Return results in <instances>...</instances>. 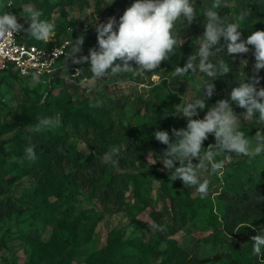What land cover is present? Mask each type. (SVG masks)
<instances>
[{
    "label": "rangeland",
    "instance_id": "obj_1",
    "mask_svg": "<svg viewBox=\"0 0 264 264\" xmlns=\"http://www.w3.org/2000/svg\"><path fill=\"white\" fill-rule=\"evenodd\" d=\"M100 1L102 3L98 8ZM133 2L134 0H82L74 6L71 5L70 0H14L16 7L13 9L18 17L22 8L27 6L42 10V19L53 22L56 26L55 36L50 41L54 47L68 46L71 39L75 40L83 34L85 43L81 54L87 55L88 50L95 47L97 43L91 40L88 33L90 28L97 23L106 22L111 16L118 19ZM6 4V0H0V13L8 11ZM222 5L228 9L226 13L229 20L238 22L236 21L238 14L236 0H226ZM197 12L201 15H198L191 24L193 28L190 30L179 34L181 23L177 22L175 26L176 35L184 40L182 46L188 45L192 49H196L193 46V40L201 36L204 31L200 21L203 12L202 10H197ZM20 23L27 27L23 18L20 19ZM183 23L188 25L186 21ZM70 28L73 29L72 32L69 31ZM221 43L223 44V40ZM182 46L177 47L176 53L182 50ZM233 61L241 71L234 83L243 79L244 75L249 78L253 75L255 59L251 51L242 55L234 54ZM245 61L246 63H244ZM78 68L82 69L80 66ZM165 71L166 68L163 67L162 62L155 72H146L135 78L105 76L96 81L89 78L85 86H81L80 81L77 80L78 77L72 76L73 73L67 74L53 84L49 101H54L64 87H70L72 91L76 92L73 100L76 109L100 100L102 104L94 107V115H98L103 110L108 111L114 119L123 125L125 130L133 133L160 114L158 109L161 110V107L164 106L161 103L164 97H158L155 89L161 85ZM173 73L167 78L168 90L169 93L176 96V124L185 128L187 120L178 114L180 104L198 96L202 80L208 78L199 72H189L183 77L174 76ZM258 75L260 83L257 87H264V69H261ZM0 81V160H5L6 166L8 163L20 160L10 154V146L5 142L15 135L16 130L13 127L18 121V110L23 104L28 103L24 89L27 87L32 91V98L37 94L43 97L47 85L41 81L22 79L13 72L1 75ZM213 83L215 92L212 97L206 100L208 107L200 111L199 116L194 118L202 119L208 108L214 105L217 100L230 99L231 90L220 89L216 80ZM200 95L203 97V91ZM232 107L238 116L245 111L234 103ZM35 119H38L37 115L31 113L28 117V123H30L28 130L34 129L32 126L35 124L31 123ZM253 123H255L254 120H241V131L245 133V129H250ZM58 129L69 135L68 146L71 155L77 157L81 162L90 157L92 149L88 138L77 136L76 128L73 125L67 129L60 126ZM254 135L255 133H253ZM214 143V136L209 135L203 146L207 148L209 144ZM252 144L255 147L254 140ZM262 154L263 152L260 155ZM226 155L224 153L219 155L224 164L217 173L201 172V179L208 178L210 180L208 193L203 197V202L209 208L201 210L197 219L174 238L178 241L179 246L191 257L198 259L200 264H239L238 258L245 251L248 253L249 264H261V258L253 254L251 237L258 233L264 234V226L256 219L257 215L264 212V193L250 192L245 198L242 197L238 205L234 207L235 228L232 235L226 232L223 227L227 207L233 201L225 188L236 183V171L231 166V162L237 163L247 158L231 154V159L227 160ZM259 167V171L264 173V162H261ZM126 174H137L143 176L144 179V196L149 207L139 216H134L129 210L130 206L137 204V200L133 193L134 185L131 182H126L125 179V182H122ZM114 176L118 180L113 202L107 201L104 190L92 197L90 192L69 181L65 185L63 193L58 196L51 195L42 202L40 211L46 215L48 221V224H45L35 216L31 199L27 195L28 190L37 185V179L31 175H24L20 171L7 173L5 168L0 166V208L2 203L11 205L6 211L0 210V264H31L32 257L38 253L40 243L49 249L50 244L57 240L61 244L59 249L63 250L64 244L72 239L66 228H63L65 219L73 223L78 222L80 227H85L88 222H96L95 233L88 245L82 248L71 246L63 251L71 264H86L93 252L104 248L110 241L148 243L156 239L160 235V231L152 229L150 225L155 223L165 228L173 220L171 202L164 197L161 190L163 182L158 176H165L169 180V186L174 196L186 190L193 198L199 197L195 187L184 186L179 179L171 181L168 170L164 168L155 153H149L146 159L138 163L136 167L117 168L113 175L108 173L105 175L103 183L111 182ZM237 185L239 186V183ZM155 217L159 218L154 220ZM28 238L35 239L37 243H29ZM165 248L166 244H163L158 252L143 257L145 264H161ZM126 252L129 255L138 254L132 247H126ZM262 253H264L263 250Z\"/></svg>",
    "mask_w": 264,
    "mask_h": 264
},
{
    "label": "clouds",
    "instance_id": "obj_2",
    "mask_svg": "<svg viewBox=\"0 0 264 264\" xmlns=\"http://www.w3.org/2000/svg\"><path fill=\"white\" fill-rule=\"evenodd\" d=\"M6 7H16L14 0H7ZM221 7L222 0H213L210 6L204 7V31L193 40L196 51L187 58L183 67L177 66L173 73L174 76L183 77L189 72H199L208 78L202 80L198 96L180 104L178 114L187 120L186 127L173 128L171 135L163 130L154 133L155 140L166 145L160 160L168 170L170 180L179 179L184 186L195 187L201 198L207 195L210 184L208 178L201 179V172L217 173L224 164L223 160L216 159L221 153L227 154V160L231 159V154H235L248 157L251 163L264 152V87H257L260 83L258 73L264 69V30L253 31L246 39H242L239 29L241 23L250 17V9L242 8L236 16L238 22H233L227 14L220 15ZM198 15L201 14L197 12V5L193 0H134L119 20L111 16L106 22L95 24L97 45L90 48L87 55H81L85 43L84 35L81 34L75 40L71 39L67 51L61 53L65 67L69 61L76 65L88 63L92 81L101 80L109 74L115 77L130 73L137 77L146 72H155L162 62L169 61L176 55L177 47L184 43L175 33L177 22L186 21L191 25ZM42 16L43 11L33 6L22 8L19 17L11 11L0 13V41L13 40L15 34L21 32L36 41H52L56 26L53 22L42 19ZM21 18L27 23V27L19 22ZM69 31L72 32L73 29L70 28ZM225 48L230 56L251 51L255 59L253 75L250 78L244 75L238 86L231 89L230 99L217 100L202 119L194 118L208 107L206 100L215 92L213 82L230 71L229 64L223 56L218 55ZM81 73V68L75 72L78 75ZM36 78L33 75V79ZM87 83V78L80 81L81 86ZM202 91L203 97L200 95ZM233 103L245 111L238 116L233 110ZM101 104L102 101L97 100L89 106L94 108ZM241 120L255 121L257 131L252 136L255 147L252 140L241 131ZM61 125V114L56 113L54 116L38 118L33 131L39 133L59 128ZM209 135L214 136L215 143L205 148L203 145ZM119 157L120 149L113 147L102 155L101 161L116 166ZM37 159L35 145L31 144L29 138V144L18 162L34 163ZM194 160L197 162L194 163ZM150 227L164 230L155 223ZM251 241L253 254L260 257L261 264H264V234L252 236Z\"/></svg>",
    "mask_w": 264,
    "mask_h": 264
},
{
    "label": "trees",
    "instance_id": "obj_3",
    "mask_svg": "<svg viewBox=\"0 0 264 264\" xmlns=\"http://www.w3.org/2000/svg\"><path fill=\"white\" fill-rule=\"evenodd\" d=\"M81 1L70 0V3L75 6ZM225 1L222 0V3ZM193 2L197 5V10H202L203 12L204 7L210 6L213 0H193ZM101 3L102 1L98 3V8L101 6ZM236 6L237 13L242 8H248L251 11L248 20L243 22L241 29H239L242 33V39H246L253 31L264 30V0H236ZM227 10L222 5L219 10L220 15H226ZM119 17L117 20H119ZM200 21L202 25L204 21L203 16ZM254 21L257 22L253 23ZM192 26L181 23L178 33H184L193 28ZM22 33L24 41L29 45L54 48V45L50 42L36 41L26 37L24 32ZM88 33L91 40L97 42L95 26L90 28ZM195 51L196 49L184 45L182 46V50L173 55L169 61L163 62V67L166 68V71L162 77L163 81L161 85L155 89V92L158 94V97H164L161 100L164 106L161 107V110L158 109V113L160 114L157 117L139 127L133 133L125 130L123 125L114 119L108 111L103 110L98 115H94V108L89 105L76 109L73 103L76 92L72 91L70 87H64L54 101L50 102L53 84L57 80H60V77L71 74L72 72L70 71H62L60 77L52 82L51 88L46 82H42L47 85V90L43 97L37 94L32 98V91L27 87L24 89V95L28 103L23 104L18 110V121L13 127L16 130L15 135L4 142L10 146V154L21 159L30 138L31 144L35 145L38 159L34 163H28L27 161L23 163L13 162L8 163L6 166V161L0 160V166L5 168V172L7 173L20 171L24 175H31L37 179V185L29 189L27 195L31 199L34 214L40 222L48 224L46 215L40 211L42 202L51 195L58 196L63 193L65 185L69 181H72L81 189L90 192L92 197H95L99 191L104 190L107 201L113 202L117 192L116 182L118 178L114 176L111 182L103 183L105 175L108 173L113 175L117 168L136 167L138 163L146 159L149 153H155L156 157L160 159L161 154L166 149V145L155 140V131H168L171 135L173 128H181L176 124V96L169 93L167 78L175 71L177 66L183 67L187 62V58L194 54ZM218 55L223 56L225 62L229 64L230 71L218 77L216 84L224 91L231 90L233 87L238 86L240 80L236 83L234 81L240 76L241 71L237 67L236 62L233 61V55H227L226 48L223 53H219ZM67 65L69 67H82V73L78 76V81L91 78L88 63L76 65L69 61ZM133 66L135 67V65ZM106 76L114 77L110 74ZM119 76L135 78L130 73H122ZM119 76H115V78ZM26 80L31 81L30 79ZM47 93L48 95L46 96ZM31 113H35L37 118L54 116L56 113H60L62 119L61 127L63 129H67L73 125L76 128L75 134L77 136L89 139L92 149L90 157L81 162L77 157L71 155L68 146L69 135L61 132L58 128L44 130L39 133L28 130L30 125L28 117ZM37 122L38 119H35L31 124L36 125ZM256 131L257 126L253 123L250 129H245V136L253 141L252 136ZM113 147L120 149L118 164L113 166L102 163V155ZM216 159L218 161L222 160L219 156ZM261 162H264V152L262 155L256 156L251 163H249L248 157L241 162H231V166L236 171V183L225 188L233 201L227 207L223 226L230 235L233 234L235 228L234 207L238 205L241 198H245L250 192L264 193V173L259 171ZM158 178L163 182L161 190L164 197L171 202L172 223L163 228L164 230L160 231V235L156 239L148 243L123 240L110 241L104 248L93 252L86 264H145L143 257L158 252L163 244H166V248L161 264H200L198 259L191 257L187 251L179 246L178 241L174 237L179 232L186 230L197 219L201 210L209 207L203 202V198L200 195L197 198H193L186 190L174 196L169 186V180L165 176H158ZM124 179L126 182H131L134 185L133 193L137 204L130 206L129 210L134 216H139L149 207V203L144 196L143 176L126 174L122 182H125ZM238 183L239 186L237 185ZM10 206L9 203H2L0 210L6 211ZM157 218L159 217H155L154 220H157ZM256 219L264 226V212L257 215ZM63 226L72 236V239L64 244L63 250L59 249L61 244L57 240L50 244L51 248L49 247V249L40 243L38 245V253L32 257L31 264H42L44 262L46 264H71L63 251L71 246L82 248L88 245L95 233L96 222H88L85 227H80L78 222L73 223L65 219ZM28 242L37 243L35 239L31 238H28ZM126 247H132L138 254L129 255L126 252ZM262 250L264 252V249ZM238 263L249 264L248 253L246 251L240 255Z\"/></svg>",
    "mask_w": 264,
    "mask_h": 264
},
{
    "label": "built area",
    "instance_id": "obj_4",
    "mask_svg": "<svg viewBox=\"0 0 264 264\" xmlns=\"http://www.w3.org/2000/svg\"><path fill=\"white\" fill-rule=\"evenodd\" d=\"M8 11L15 14L13 7ZM66 51L65 45L54 48L29 45L24 41L22 32L15 34L13 40L0 41V75L13 72L22 79L46 82L51 88L62 71H70L74 77L80 75L75 74L78 67H65L61 53ZM33 75L37 78L33 79Z\"/></svg>",
    "mask_w": 264,
    "mask_h": 264
}]
</instances>
